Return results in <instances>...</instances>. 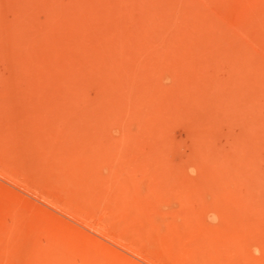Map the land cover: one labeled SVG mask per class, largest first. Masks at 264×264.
<instances>
[{"label":"rangeland","instance_id":"1","mask_svg":"<svg viewBox=\"0 0 264 264\" xmlns=\"http://www.w3.org/2000/svg\"><path fill=\"white\" fill-rule=\"evenodd\" d=\"M0 264H264V0H0Z\"/></svg>","mask_w":264,"mask_h":264},{"label":"bare ground","instance_id":"2","mask_svg":"<svg viewBox=\"0 0 264 264\" xmlns=\"http://www.w3.org/2000/svg\"><path fill=\"white\" fill-rule=\"evenodd\" d=\"M93 85V83H90V86H92ZM53 124V123H52ZM47 130V129H46ZM63 130V129H62ZM43 132V131H42ZM60 132V131H59ZM63 138V137H62ZM65 141H67V140H65ZM72 141V140H71ZM32 142H34V141H32ZM66 144V143H65ZM75 145V144H74ZM54 146V145H53ZM56 146V145H55ZM54 146V147H55ZM68 147H69V145H67ZM73 146V145H72ZM64 147V146H63ZM68 147H67V149H68ZM46 148V147H45ZM46 150V149H45ZM47 151V150H46ZM64 151V150H63ZM38 152V151H37ZM21 153V152H20ZM64 153V152H63ZM62 153V154H63ZM23 155V154H22ZM4 156V155H3ZM74 158V157H73ZM55 160V159H54ZM65 168V167H64ZM78 168V167H77ZM67 172V171H66ZM78 172V171H77ZM97 174V173H96ZM79 175V174H78ZM47 176V175H46ZM80 176H82V175H80ZM85 177V176H84ZM90 177V176H89ZM94 176L92 175V177L91 178H93ZM99 177V175L97 176V178ZM86 178H84V180H85ZM80 180V179H79ZM83 180V179H82ZM75 181V180H74ZM87 185V184H86ZM79 191V190H78ZM87 192V191H86ZM126 195H127V197L129 198L130 197V194H129V192L127 193L126 192ZM81 196V195H80ZM123 196V195H122ZM127 198V199H128ZM90 200V199H89ZM147 206V205H146ZM129 218H131V217H129ZM121 221H122V219H121ZM120 221V223H123V222H125L124 220H123V222H121ZM103 222V221H102ZM119 223V224H120ZM134 223V222H133ZM115 227H117L116 225H115ZM114 227V228H115ZM116 229V228H115ZM117 231V230H116ZM138 231V230H137ZM132 235V234H131ZM151 235V234H150ZM147 236H149V235H147ZM147 236L145 237V238H147ZM75 240V239H74ZM147 240H150V238H147ZM162 240V239H161ZM143 242V241H142ZM144 243V242H143ZM142 243V244H143ZM146 243V242H145ZM155 243L154 242H152V241H149V242H147V244L145 245L146 247L147 246H152V245H154ZM257 246V245H256ZM253 248V247H252ZM97 250V249H96ZM159 250V249H158ZM253 250V249H252ZM149 251V250H148ZM164 253V252H163ZM101 255V254H100ZM171 256V255H170ZM100 258V257H99ZM175 259V258H174ZM179 259V258H178ZM168 260V259H167ZM172 262V261H171ZM184 262V261H183ZM173 263V262H172ZM262 263V262H261Z\"/></svg>","mask_w":264,"mask_h":264}]
</instances>
